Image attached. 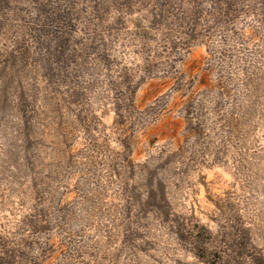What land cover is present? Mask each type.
<instances>
[{
  "label": "rangeland",
  "instance_id": "obj_1",
  "mask_svg": "<svg viewBox=\"0 0 264 264\" xmlns=\"http://www.w3.org/2000/svg\"><path fill=\"white\" fill-rule=\"evenodd\" d=\"M0 264H264V0H0Z\"/></svg>",
  "mask_w": 264,
  "mask_h": 264
}]
</instances>
